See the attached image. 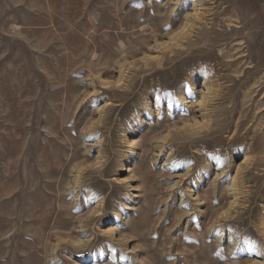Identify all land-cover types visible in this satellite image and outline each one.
Instances as JSON below:
<instances>
[{"label":"rangeland","instance_id":"rangeland-1","mask_svg":"<svg viewBox=\"0 0 264 264\" xmlns=\"http://www.w3.org/2000/svg\"><path fill=\"white\" fill-rule=\"evenodd\" d=\"M0 264H264V0H0Z\"/></svg>","mask_w":264,"mask_h":264}]
</instances>
